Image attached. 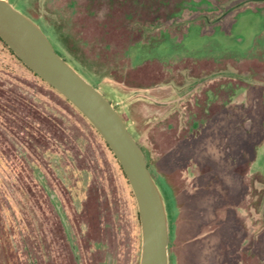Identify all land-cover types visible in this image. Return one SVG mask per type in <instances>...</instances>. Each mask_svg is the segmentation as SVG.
Wrapping results in <instances>:
<instances>
[{
  "label": "rangeland",
  "instance_id": "1",
  "mask_svg": "<svg viewBox=\"0 0 264 264\" xmlns=\"http://www.w3.org/2000/svg\"><path fill=\"white\" fill-rule=\"evenodd\" d=\"M7 1L122 115L165 203L169 264H264V0ZM0 96V264H140L114 155L1 40Z\"/></svg>",
  "mask_w": 264,
  "mask_h": 264
},
{
  "label": "water",
  "instance_id": "2",
  "mask_svg": "<svg viewBox=\"0 0 264 264\" xmlns=\"http://www.w3.org/2000/svg\"><path fill=\"white\" fill-rule=\"evenodd\" d=\"M0 38L38 77L96 129L120 164L136 199L142 232L140 264H169L165 203L146 156L112 102L54 48L38 24L0 0Z\"/></svg>",
  "mask_w": 264,
  "mask_h": 264
},
{
  "label": "trees",
  "instance_id": "3",
  "mask_svg": "<svg viewBox=\"0 0 264 264\" xmlns=\"http://www.w3.org/2000/svg\"><path fill=\"white\" fill-rule=\"evenodd\" d=\"M0 40L1 41H3L1 38H0ZM4 42V41H3ZM5 43V42H4ZM21 61V60H20ZM22 62V61H21ZM23 63V62H22ZM24 64V63H23ZM27 70H29L34 76H36V77H38L35 73H33L28 67H27ZM41 81H43L44 83H46L44 80H42L40 77H38ZM46 85L47 86H49L53 91H55L56 93H58L62 98H64L65 100H67L64 96H62L58 91H56L52 86H50L48 83H46ZM0 99H3V97L2 96H0ZM13 99H15L14 97L13 98H10V101H8L7 103H8V105L10 106V108H8V107H6L7 108V110H9V112H7V111H5V113L7 114V116H8V118L10 117L11 118V121H7V122H4V124H5V129H6V126H8L9 128H12V125L11 126H9L10 124H11V122L12 123H16V122H18V120H19V118H17L18 117V114L16 113L17 112V109L16 110H14V111H12V103H13ZM15 101V100H14ZM68 101V100H67ZM28 101H27V99H26V101H25V103H21L22 105H23V109H24V111L23 112H25L24 113V115L26 116L25 118H26V123H25V127H26V125H28V119L30 118H33V116H34V114H33V112L30 110H28V103H27ZM69 102V101H68ZM69 104L71 105V106H73L70 102H69ZM74 107V106H73ZM75 108V107H74ZM76 109V108H75ZM77 110V109H76ZM78 111V110H77ZM13 112V113H12ZM79 112V111H78ZM80 113V112H79ZM81 114V113H80ZM82 115V114H81ZM83 116V115H82ZM84 117V116H83ZM85 118V117H84ZM21 119H22V122L24 123L25 121H24V118H22L21 117ZM48 120V119H47ZM21 122V120L19 121V123H22ZM46 122V119H43V122H40V123H42V124H44ZM127 126V125H126ZM259 127H260V124H259ZM259 127H257V124L256 125H254V129H256V128H259ZM9 128L8 129H6L7 131H9ZM95 129V128H94ZM130 131V130H129ZM131 132V131H130ZM133 135V134H132ZM256 140V138H254L253 139V141H255ZM105 142V141H104ZM106 146L108 147V145L106 144ZM109 148V147H108ZM109 150H110V148H109ZM110 152L112 153V151L110 150ZM113 154V153H112ZM114 155V154H113ZM114 158L116 159V157L114 156ZM117 160V159H116ZM117 163H118V161H117ZM118 165H119V167L121 168V166H120V164L118 163ZM150 169V168H149ZM121 170H122V168H121ZM122 172H123V170H122ZM123 175H124V177H125V179L127 180V178H126V176H125V174H124V172H123ZM127 182H128V180H127ZM129 183V182H128Z\"/></svg>",
  "mask_w": 264,
  "mask_h": 264
}]
</instances>
